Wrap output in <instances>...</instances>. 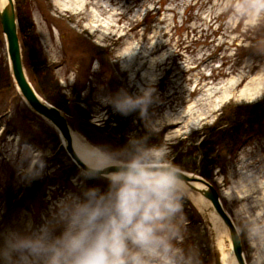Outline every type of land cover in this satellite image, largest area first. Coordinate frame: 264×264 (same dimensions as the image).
Masks as SVG:
<instances>
[{"label": "rangeland", "instance_id": "obj_1", "mask_svg": "<svg viewBox=\"0 0 264 264\" xmlns=\"http://www.w3.org/2000/svg\"><path fill=\"white\" fill-rule=\"evenodd\" d=\"M13 2L21 3L22 24L31 26L20 39L28 81L36 90L25 43L69 102L72 133L96 152L118 148L132 133L111 134L122 115L111 94L136 98L151 89L142 128L145 120L153 123V139L169 146L172 160L186 154L195 158L188 163L194 168L202 158L215 160L210 182L182 174L214 187L245 264H264V0ZM5 65L0 25V230L39 221L82 172L54 127L28 107ZM88 183L104 185L99 177ZM214 215L211 206L200 212L185 196L182 246L194 249L196 264H214L215 227L223 232L224 253L234 258Z\"/></svg>", "mask_w": 264, "mask_h": 264}, {"label": "clouds", "instance_id": "obj_2", "mask_svg": "<svg viewBox=\"0 0 264 264\" xmlns=\"http://www.w3.org/2000/svg\"><path fill=\"white\" fill-rule=\"evenodd\" d=\"M109 102L122 115L145 117L151 89ZM145 120L141 135L118 148L98 149L99 161L42 213L0 230V264H196L182 246L185 178ZM112 169V171H107ZM101 178L104 185H89Z\"/></svg>", "mask_w": 264, "mask_h": 264}, {"label": "water", "instance_id": "obj_3", "mask_svg": "<svg viewBox=\"0 0 264 264\" xmlns=\"http://www.w3.org/2000/svg\"><path fill=\"white\" fill-rule=\"evenodd\" d=\"M0 25L5 38L10 75L15 87L17 88V91L20 93L28 107L38 116L49 122L58 132L65 144V150L72 162L81 171L90 168L77 157L73 150L71 128L66 118L58 109L48 104L37 95L25 75L13 0H6V3L0 8ZM107 171H112V169H107ZM184 178L187 189L207 200L218 218L223 223L228 232L236 263L245 264L239 244V236L230 218L223 212L218 199V194L215 189L208 182L201 178H190L187 176H184ZM196 184L201 187L196 188L194 186ZM214 264H220V258L218 254L214 255Z\"/></svg>", "mask_w": 264, "mask_h": 264}, {"label": "trees", "instance_id": "obj_4", "mask_svg": "<svg viewBox=\"0 0 264 264\" xmlns=\"http://www.w3.org/2000/svg\"><path fill=\"white\" fill-rule=\"evenodd\" d=\"M21 4V3H20ZM20 4L18 3L15 7L16 11V20L18 23V33L19 38L23 39V31L24 29L29 30L31 26H28L26 24H22V13L20 9ZM25 16H27V19L29 18L28 11L26 10ZM22 46L26 49L28 53V58L30 60L29 62V68L31 71V74L33 76V80H35L36 84V92L49 104L60 110L64 115L70 116V108L68 106L69 102L66 101L64 96L59 94V89L57 88L56 84H54L50 73L51 71L46 68V65L42 60H40V55L33 54V51H31L32 46L31 44H22ZM41 61V62H39ZM5 70L8 72L7 66L5 65ZM52 74V73H51ZM7 76H9L7 74ZM115 91H113L114 93ZM116 93V92H115ZM114 94H111V98H114ZM111 105H113L111 103ZM121 119L117 122H115L114 128L111 130V134L113 136L120 137L121 135L127 133L130 131L132 134L141 135L144 133V129L142 128V117L139 113V111H133L128 115H121ZM128 130V131H127ZM235 136V134L233 135ZM245 141V140H244ZM242 141V143L244 142ZM119 142V141H117ZM122 145V143L119 142V147ZM185 157V158H184ZM198 158V157H197ZM203 160L199 161L198 168H194V166H190L188 163L195 162V158L191 160L186 158V154L182 155L177 154L173 160L175 164H177L180 168V170L187 171L190 173H196L198 176L202 177L206 181H212V170L214 168L218 167V164L215 162V160L211 161H205V158H202ZM200 164L202 166L207 164L205 168L200 169Z\"/></svg>", "mask_w": 264, "mask_h": 264}, {"label": "bare ground", "instance_id": "obj_5", "mask_svg": "<svg viewBox=\"0 0 264 264\" xmlns=\"http://www.w3.org/2000/svg\"><path fill=\"white\" fill-rule=\"evenodd\" d=\"M6 3V0H0V8ZM57 6L60 9H66V6L63 3H57ZM257 90V88L255 89ZM72 147L77 155V157L84 162L88 167H92L99 161V153L91 149L85 142L82 141L80 137L76 134L72 133ZM196 188H200L198 184L194 185ZM186 196L192 202L193 206H195L200 212H205L210 207V204L207 200L198 195H193L192 193H187ZM215 216V215H214ZM215 221L220 222L219 219L215 216ZM220 229L221 226L219 225ZM216 233H214L213 237V248L214 251L220 257V264H237L235 259L230 256L229 253H224L222 246V236L223 232L219 231L216 227ZM222 233V234H221ZM222 235V236H221Z\"/></svg>", "mask_w": 264, "mask_h": 264}]
</instances>
